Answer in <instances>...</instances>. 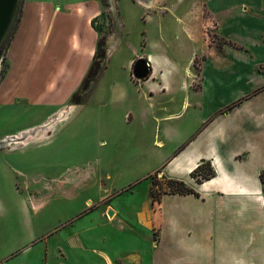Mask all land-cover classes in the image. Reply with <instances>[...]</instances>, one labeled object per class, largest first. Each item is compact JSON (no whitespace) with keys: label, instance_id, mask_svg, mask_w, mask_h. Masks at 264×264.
<instances>
[{"label":"rangeland","instance_id":"374dc122","mask_svg":"<svg viewBox=\"0 0 264 264\" xmlns=\"http://www.w3.org/2000/svg\"><path fill=\"white\" fill-rule=\"evenodd\" d=\"M50 1L48 18L34 7L33 19L26 16L16 31L20 9L0 63V140L15 137L0 146V264L68 263L71 235L86 238V246L98 248L102 235L115 230L122 243L127 242L131 203L139 202L136 207L151 214L148 208L157 212L166 192L174 189L163 174L166 157L158 163L160 151L171 144L166 129L171 135L176 129L184 134L193 130L181 146L198 126L234 100L233 78L239 64L232 54L210 61L205 79L202 71L216 51L224 53L235 45L225 23L232 19V7L242 12L244 4L233 6L234 0ZM56 14L62 19L70 15L69 25L65 23L63 30L56 25L49 35L48 21ZM193 15L203 52L196 44L198 55L191 56L194 45L188 35ZM75 23L81 26L79 33L74 32ZM82 31L90 43L83 41L79 51L73 49L74 34L81 42ZM150 54L153 74L148 80H136L133 62L147 60ZM85 55L89 60L83 72ZM159 57L166 58L165 68ZM168 72L174 98L180 95L179 72L180 78L186 74L184 90H198L191 91L196 94L179 119H172L180 115L176 114L166 120L162 98L169 96L155 86ZM132 86L147 98L148 107L156 109L154 126L148 117L145 124L138 120L140 116L134 122V114L143 113L140 101H118ZM253 102L264 103V94ZM109 209L112 216L107 214ZM115 214L113 223H101L114 220ZM143 214L139 212L140 222ZM158 216L156 223L147 225L148 231L133 228L142 234L140 241L133 234V246L143 249L144 264H175L166 248V216L158 246L149 247L151 236L150 245H157ZM61 249L67 255H61ZM128 264L138 260L129 258Z\"/></svg>","mask_w":264,"mask_h":264},{"label":"crops","instance_id":"0c3cea01","mask_svg":"<svg viewBox=\"0 0 264 264\" xmlns=\"http://www.w3.org/2000/svg\"><path fill=\"white\" fill-rule=\"evenodd\" d=\"M261 1L234 0L233 6L236 4L246 6V10L242 12H237L239 8L232 7L234 10L232 19L229 23H225L227 36L235 45L229 46L224 53L216 51L203 65L202 75L205 79V66L210 64V61H218L220 55H233L235 63L239 64L236 69L237 77L233 78L232 100H234L226 107H220L219 110H223L222 113L208 118L203 124L200 122L201 127L198 126L199 129L195 134L181 146L183 138L193 130L184 134L182 130L176 129L171 135L170 128L166 129V140L171 144L169 149L165 151L163 149L159 154L158 163L166 157L163 174H166L169 180L185 181L186 186L192 188L197 194L168 191L159 202L158 213L151 207L148 208L151 214L148 210L146 212L144 209L139 210L136 207L139 202L136 206L135 202H132L131 206L132 204L134 206L131 209L133 212L130 233H127L126 237L127 242L122 243L121 235L115 230L102 235V245L98 248L86 246L84 240L86 238L71 235L69 247L72 252H68V263L61 264H128L129 258H135L138 264H144L143 249L139 245L133 246V234L136 233L139 241L142 234L134 233L133 228L138 227L148 231L147 225L151 226L157 222L155 215H159L160 222L157 224L160 226V232L157 245L155 247L150 245L153 240L151 236L149 247L158 246L166 216V248L175 264H264V198L259 179L260 171L264 170V103L253 102L256 96L264 94V9L261 7ZM52 2L23 0L22 15L16 31L20 30L26 16L27 18L31 16L33 19L34 7L38 11L41 10V13L46 14L48 18L53 6ZM69 16L64 15L62 19L57 14L54 15L51 21H48L49 35L52 34L56 25H59L61 30L64 29L65 23L69 25ZM191 17L189 15L190 20ZM194 18V23L190 21L191 28L188 35L194 45L191 56L198 55L196 44L203 52V45L195 26L196 16ZM73 28L76 33L81 31L79 23H75ZM74 36L77 46L73 49L80 51L83 41L89 45L88 35L83 39L84 31H82L81 42H78L79 35L74 34ZM85 51L86 47L83 48L82 54H85ZM41 55L44 54L41 53ZM159 58L162 67L165 68L166 58ZM85 59L83 72L88 64L89 56L85 55ZM147 59L150 62L151 72L144 80H148L154 72V56L150 54ZM167 61L170 63L169 60ZM169 74L168 72L162 76L161 83H155L160 92L165 91V94L169 96V98H162L165 100L163 109L166 112V120H170L167 116L172 117L176 114L180 115L172 119H179L191 103V95L196 94H190L193 89L190 92L184 90L182 83L186 81V74H182L180 78L179 72V78L176 77V81L180 95L174 98ZM243 95H245L244 98L241 97ZM149 97L153 99V95ZM125 100L131 103L134 101L142 103L143 113L134 114V122L140 116L141 119L138 120L145 124V119L148 117L149 123L152 126L155 125V118L158 117L157 114L155 115L156 109L148 107L147 98L143 97L135 87L132 86L131 89L120 94L118 101L122 103ZM241 100L243 101L240 102ZM229 105L231 107L228 108ZM203 160L210 162L215 175L209 180L198 183L190 176V173ZM165 198L166 209L163 207ZM139 212L142 214L145 212L141 222ZM116 214L114 220H101V223L104 225L113 223L116 220ZM140 223L142 228L139 226ZM88 243L90 244L89 241ZM62 251L64 250L61 249V255H67Z\"/></svg>","mask_w":264,"mask_h":264},{"label":"water","instance_id":"95a60500","mask_svg":"<svg viewBox=\"0 0 264 264\" xmlns=\"http://www.w3.org/2000/svg\"><path fill=\"white\" fill-rule=\"evenodd\" d=\"M23 0H0V63L3 61L8 48V36L16 22L18 13L22 7ZM151 72L149 60L138 58L132 65V76L136 80L148 78ZM15 138V137H13ZM108 216H112L113 211H107Z\"/></svg>","mask_w":264,"mask_h":264},{"label":"trees","instance_id":"16d2710c","mask_svg":"<svg viewBox=\"0 0 264 264\" xmlns=\"http://www.w3.org/2000/svg\"><path fill=\"white\" fill-rule=\"evenodd\" d=\"M9 40V36H8ZM235 104V103H234ZM233 104V105H234ZM231 107V105L228 106V108ZM215 175L214 169L212 168L209 161L203 160L200 164L197 165L193 169V171L190 173V176L196 180V182L201 183L204 180H209ZM259 179L262 186V193L264 198V170L260 171L259 173ZM170 183L174 185V189L171 188L169 192L171 193H180V194H189L194 193L197 194L192 188H189L186 186V184L183 181L179 180H170ZM157 200L155 197L153 198V201Z\"/></svg>","mask_w":264,"mask_h":264},{"label":"bare ground","instance_id":"6f19581e","mask_svg":"<svg viewBox=\"0 0 264 264\" xmlns=\"http://www.w3.org/2000/svg\"><path fill=\"white\" fill-rule=\"evenodd\" d=\"M12 139H13V137H9V138H7V139L4 140V141H10V140H12ZM4 141H1V140H0V146H2V143H3Z\"/></svg>","mask_w":264,"mask_h":264},{"label":"built area","instance_id":"2783aa9c","mask_svg":"<svg viewBox=\"0 0 264 264\" xmlns=\"http://www.w3.org/2000/svg\"><path fill=\"white\" fill-rule=\"evenodd\" d=\"M264 1V0H263Z\"/></svg>","mask_w":264,"mask_h":264}]
</instances>
